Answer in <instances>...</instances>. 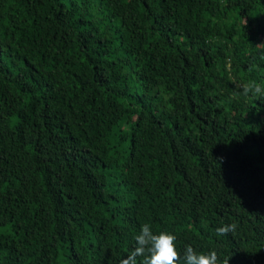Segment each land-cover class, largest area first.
I'll return each mask as SVG.
<instances>
[{
  "label": "trees",
  "instance_id": "obj_1",
  "mask_svg": "<svg viewBox=\"0 0 264 264\" xmlns=\"http://www.w3.org/2000/svg\"><path fill=\"white\" fill-rule=\"evenodd\" d=\"M253 81L264 0H0V264H119L145 223L264 264Z\"/></svg>",
  "mask_w": 264,
  "mask_h": 264
},
{
  "label": "clouds",
  "instance_id": "obj_2",
  "mask_svg": "<svg viewBox=\"0 0 264 264\" xmlns=\"http://www.w3.org/2000/svg\"><path fill=\"white\" fill-rule=\"evenodd\" d=\"M254 95L264 94V89L255 81L243 87L244 95L249 93ZM237 224H225L215 229L217 235H227L234 233ZM135 247L129 252L126 258L120 260L119 264H138V257H142L140 264H229V258H222L217 251L197 252L190 244L185 245L183 257L177 251V237L168 232L160 231L154 233L151 226L143 224L139 234L134 237Z\"/></svg>",
  "mask_w": 264,
  "mask_h": 264
}]
</instances>
